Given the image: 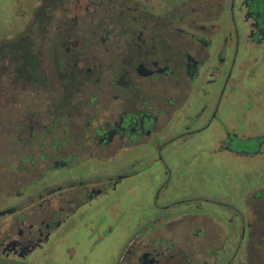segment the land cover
Returning <instances> with one entry per match:
<instances>
[{"label":"flooded vegetation","instance_id":"1","mask_svg":"<svg viewBox=\"0 0 264 264\" xmlns=\"http://www.w3.org/2000/svg\"><path fill=\"white\" fill-rule=\"evenodd\" d=\"M0 264H264V0H0Z\"/></svg>","mask_w":264,"mask_h":264},{"label":"rangeland","instance_id":"2","mask_svg":"<svg viewBox=\"0 0 264 264\" xmlns=\"http://www.w3.org/2000/svg\"><path fill=\"white\" fill-rule=\"evenodd\" d=\"M202 136V135H201ZM204 136V135H203ZM202 136V137H203ZM206 136V135H205ZM196 137V136H195ZM198 137V136H197ZM207 167V164H197L196 166H195V170H198V169H204V168H206ZM213 168V171H216V169H219L220 167L219 166H209V167H207V171H209V169H212ZM218 171V170H217Z\"/></svg>","mask_w":264,"mask_h":264}]
</instances>
